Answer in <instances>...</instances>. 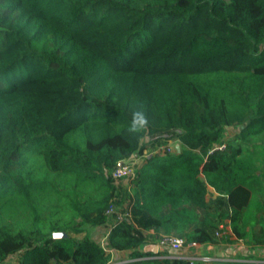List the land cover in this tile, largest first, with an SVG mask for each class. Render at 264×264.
Here are the masks:
<instances>
[{"label":"trees","instance_id":"obj_1","mask_svg":"<svg viewBox=\"0 0 264 264\" xmlns=\"http://www.w3.org/2000/svg\"><path fill=\"white\" fill-rule=\"evenodd\" d=\"M261 138L264 0H0V262L191 264L141 246L151 232L215 241L209 207L264 245ZM143 152L131 197L110 171ZM129 200L104 246L88 235Z\"/></svg>","mask_w":264,"mask_h":264},{"label":"crops","instance_id":"obj_2","mask_svg":"<svg viewBox=\"0 0 264 264\" xmlns=\"http://www.w3.org/2000/svg\"><path fill=\"white\" fill-rule=\"evenodd\" d=\"M141 163V162H140ZM139 163V164H140ZM200 179H203V176L200 175ZM251 189L253 199L262 198L261 193L258 190ZM210 194L215 198L218 193L209 185H207V195ZM206 195V200L207 199ZM251 225H247L246 229L248 230ZM254 229L257 228L256 223H252ZM195 247H188L183 249L188 254L192 255H207L215 257V260L203 262L196 261L193 264H225V263H264V245L257 244H248L239 239H236L230 230L229 219L227 218L224 223L219 226V234L216 235V240L211 243L196 244ZM155 245L152 246V249L155 250ZM115 252V251H111ZM121 255L125 254V258L119 261L111 260L109 264H117L122 261H129L127 251H119ZM113 254V253H112ZM16 257L14 264H18L17 254H12ZM9 255L0 264H12L13 262H8L10 258Z\"/></svg>","mask_w":264,"mask_h":264},{"label":"built area","instance_id":"obj_3","mask_svg":"<svg viewBox=\"0 0 264 264\" xmlns=\"http://www.w3.org/2000/svg\"><path fill=\"white\" fill-rule=\"evenodd\" d=\"M110 175L113 178L114 184L117 186V181L121 179H125V183L123 186L127 187V191L130 193L132 197V184L136 176V167L132 166L129 157L120 159L116 161L114 167L110 171ZM131 202L129 200L122 205H115V203H111L109 207L106 209L107 220L103 224L106 229L105 238L108 234L112 222L115 220H121L123 218H130L131 217ZM113 216V218L111 217ZM219 234V230L215 232V235ZM155 245V250L152 249V246ZM151 246V251L159 253V255H153L148 257H165V258H183L188 260L191 264L196 261H203L208 262L215 260V257L207 256V255H192L188 254L183 249L188 247H195L197 246L196 243H186L182 237L174 236V235H161L158 239L154 242ZM165 251V253H163ZM127 261V260H126ZM122 261V262H126Z\"/></svg>","mask_w":264,"mask_h":264},{"label":"rangeland","instance_id":"obj_4","mask_svg":"<svg viewBox=\"0 0 264 264\" xmlns=\"http://www.w3.org/2000/svg\"><path fill=\"white\" fill-rule=\"evenodd\" d=\"M237 126H232V127H227L224 129V137L225 138H234L235 133H237ZM147 139V138H146ZM145 139V141H146ZM234 140V139H233ZM257 141H264L263 138L261 139H256ZM254 140V142L256 141ZM169 145H170V151H175V149L177 147H179L178 141L175 139H171L169 141ZM149 155V153H142V154H133L131 157H129L130 162L132 163V166L137 167L139 165V163L143 160L144 157H147ZM125 179H121L119 181H117V184L119 186L123 185L125 183ZM207 202L209 204H211V200L213 199V196L208 194L207 195ZM200 222L201 223H206L207 221H211V222H219V224H222L226 221L227 219V211L223 208V207H219L218 209H212L211 207L204 209L202 212H200ZM88 235L93 238L96 242H98L99 244H101L102 246H104L105 243V232L106 229L103 225L101 226H96V227H88L87 230ZM85 232V231H84ZM149 233V232H148ZM176 235V236H180L178 235L176 232H171V233H163L161 235ZM160 236V235H159ZM158 239L157 235H154V233H149L147 234V238L145 243L141 246V249L144 251L150 250L151 246L154 244V242ZM113 254H111V260L113 261H119L124 259L126 256L125 254L121 255L118 252H112ZM14 261H16V257L14 255L10 256V258L8 259V262H13L12 264H14Z\"/></svg>","mask_w":264,"mask_h":264},{"label":"clouds","instance_id":"obj_5","mask_svg":"<svg viewBox=\"0 0 264 264\" xmlns=\"http://www.w3.org/2000/svg\"><path fill=\"white\" fill-rule=\"evenodd\" d=\"M146 124V117L142 111H135L132 115L131 130H137L142 128Z\"/></svg>","mask_w":264,"mask_h":264},{"label":"water","instance_id":"obj_6","mask_svg":"<svg viewBox=\"0 0 264 264\" xmlns=\"http://www.w3.org/2000/svg\"><path fill=\"white\" fill-rule=\"evenodd\" d=\"M178 149V147H177ZM53 238H57V237H63L64 236V233L63 232H54L52 234Z\"/></svg>","mask_w":264,"mask_h":264}]
</instances>
